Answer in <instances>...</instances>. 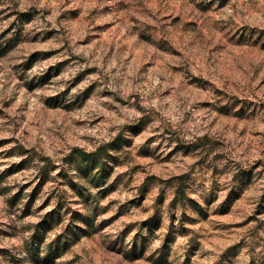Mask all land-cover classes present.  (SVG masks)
I'll use <instances>...</instances> for the list:
<instances>
[{
	"label": "rangeland",
	"instance_id": "374dc122",
	"mask_svg": "<svg viewBox=\"0 0 264 264\" xmlns=\"http://www.w3.org/2000/svg\"><path fill=\"white\" fill-rule=\"evenodd\" d=\"M0 264H264V0H0Z\"/></svg>",
	"mask_w": 264,
	"mask_h": 264
},
{
	"label": "trees",
	"instance_id": "16d2710c",
	"mask_svg": "<svg viewBox=\"0 0 264 264\" xmlns=\"http://www.w3.org/2000/svg\"><path fill=\"white\" fill-rule=\"evenodd\" d=\"M115 142L104 144L92 152H87L82 149H74L72 157H74V162L77 165L78 171L85 172L87 175H92L98 178V175L104 171L106 162L110 158L109 148H114ZM99 171V172H98ZM187 176H179L181 187L177 190V195L175 199L183 201L186 199V194L184 192V186Z\"/></svg>",
	"mask_w": 264,
	"mask_h": 264
}]
</instances>
